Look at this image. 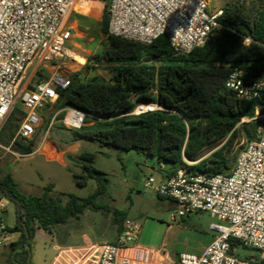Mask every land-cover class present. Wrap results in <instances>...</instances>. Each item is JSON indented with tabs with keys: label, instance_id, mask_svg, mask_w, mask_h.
<instances>
[{
	"label": "trees",
	"instance_id": "16d2710c",
	"mask_svg": "<svg viewBox=\"0 0 264 264\" xmlns=\"http://www.w3.org/2000/svg\"><path fill=\"white\" fill-rule=\"evenodd\" d=\"M99 1L104 4L98 24L103 48L90 55L84 67H103L109 78L84 79L76 72L70 75L68 86L59 89L55 110L71 107L95 117L91 123L87 118L78 129L62 132L63 143L69 146L88 139L135 151L168 166L166 177L185 167L196 173H228L233 166L234 158L229 157L233 140L239 135L253 140L257 127L264 124L263 119H253L257 101L240 100L225 87L226 78L236 68L241 70L244 83L252 82L264 70V0H225L216 19L218 27L202 46L184 55L172 51L166 35L141 44L109 34V0ZM245 38L249 43H244ZM41 76L38 72L33 83ZM139 103H155L161 110L129 115ZM22 115L19 107L10 114L0 130V144L28 155L33 152V139L11 143L18 127L15 121ZM62 116L60 112L56 117ZM223 140L207 158L191 166L185 164L184 156L196 157ZM77 164L79 171L67 168L73 181L77 185H86L89 180L96 183L95 190L85 197L68 193L65 200L53 198L52 183L38 195H25L10 173L0 177V199L20 208L17 223L7 228L19 237L6 246L5 264H31L27 240L34 237L36 228L51 233L56 225L79 220L86 210L111 215L117 233L112 243L116 242L127 214L106 203L108 178L94 166V155L81 151ZM229 244L233 249L239 241L230 238Z\"/></svg>",
	"mask_w": 264,
	"mask_h": 264
},
{
	"label": "built area",
	"instance_id": "2783aa9c",
	"mask_svg": "<svg viewBox=\"0 0 264 264\" xmlns=\"http://www.w3.org/2000/svg\"><path fill=\"white\" fill-rule=\"evenodd\" d=\"M81 0H0V130L16 107L22 116L12 142L27 143L37 131L42 112L49 110L51 126L62 112V126L69 130L86 124L94 116L67 107L55 110L59 89L69 77L59 70L33 83L38 72L55 60H71L84 65L73 42L71 14ZM210 0H109L108 32L141 44H151L166 35L172 51L184 55L202 46L218 27L221 8L209 11ZM245 38L244 43H249ZM82 59V62L80 61ZM225 87L243 101H257L253 119H263L264 70L250 83L234 69ZM20 109V108H19ZM161 110L155 103H139L129 115ZM249 121L247 119H242ZM163 200L174 203L176 217L207 213L215 221L209 224L213 237L200 254L180 253L176 264H249L264 262V124L256 137L247 141L228 173H196L178 169L160 181L152 178L144 185ZM172 220L174 217L172 216ZM4 224V206L0 202V247L11 241ZM140 226L126 219L115 243L104 242L84 247H60L51 264H142L136 239ZM256 253L255 258L239 256L229 239Z\"/></svg>",
	"mask_w": 264,
	"mask_h": 264
},
{
	"label": "rangeland",
	"instance_id": "374dc122",
	"mask_svg": "<svg viewBox=\"0 0 264 264\" xmlns=\"http://www.w3.org/2000/svg\"><path fill=\"white\" fill-rule=\"evenodd\" d=\"M223 2L225 0H210L209 11H215ZM103 7V2L99 0H81L78 11L71 14L70 20L75 29L73 42L79 48L77 54L86 58L84 65L90 55L103 48L104 39L98 28ZM84 65L67 59L55 60L43 70L41 78H47L54 70L62 71L68 77L79 72V77L84 79L92 76L109 78L107 69L95 67L87 70ZM18 106L21 110V106ZM50 114L49 110L42 112V121L31 138L35 142L31 154L20 155L9 146L0 144V177L10 173L23 194L38 195L48 183H52L54 187L50 195L53 198L62 197L65 200L68 193L79 197L87 196L96 188L94 180H89L86 185H77L73 181L72 172L67 168L79 171L77 155L81 151H88L94 155V166L108 178L106 203L125 211L128 219L137 223L140 229L143 227L142 234L146 240L165 238L167 249L178 252L182 248L185 249L192 239L199 238V226L205 227L210 221H215L207 213L190 214L179 219L176 217L174 205L159 199L151 189L144 186L149 178L154 181L163 179L169 170L168 166L161 172L156 163L141 153L106 147L88 139H80L78 144L67 146L63 143L62 132L70 130L64 128L57 117L48 128L52 115ZM224 142L225 140L204 148L196 157L184 156L185 164L191 166L207 158ZM246 142L243 135L233 140L229 155L234 158L233 163ZM48 154H55L58 158ZM186 170L189 169L186 167ZM1 203L7 212L4 224L12 226L17 223V210L20 211V208L16 209L13 202L4 198ZM36 230L34 237L28 241L27 250L31 264H48L56 253L55 246L84 247L98 241L112 243L117 237L111 215L91 210L84 211L79 220L54 226L51 233L38 228ZM237 252L246 259L256 256L253 250L242 246L237 248Z\"/></svg>",
	"mask_w": 264,
	"mask_h": 264
},
{
	"label": "crops",
	"instance_id": "0c3cea01",
	"mask_svg": "<svg viewBox=\"0 0 264 264\" xmlns=\"http://www.w3.org/2000/svg\"><path fill=\"white\" fill-rule=\"evenodd\" d=\"M75 143L78 144V141ZM147 159L156 163L159 166V170L161 169L160 170L161 172L166 167V165L158 164L156 162V160L153 158L147 157ZM57 162L60 164L59 160H57ZM61 165L64 166V164H61ZM168 168H166V169H168ZM163 178H164V176H163ZM1 200L2 199H0V202H1ZM168 202L170 205H172V206L174 205V203H172L170 201H168ZM1 204L3 205V203H1ZM198 213H201V212L190 213V214H198ZM190 214H188V215H190ZM6 218H7V212H6L5 206H4V219H6ZM183 218H185V217H183ZM183 218H181V219H183ZM211 219H213V218H211ZM212 222H214V221H210L208 223V225L205 227L199 226L198 227L199 231H197L199 234V238L192 239L191 243H189V245H187V247L185 249L182 248L178 252L176 250L167 249V247H166L167 243L165 241V238L159 239V238L155 237L151 240H146L142 234V231H143V227H142L140 229L138 236H137V239H136V243L138 244V247H139L138 249L140 251L139 261L142 264H176V262L178 260V255L180 253L200 254L213 237V232L209 229V224ZM12 226H8V227H12ZM18 237H19L18 232H11L9 239L11 242H13V241L17 240ZM102 242L103 241H98V242H94V244H99ZM58 248H60V246H55L56 250ZM5 253H6V246H1L0 247V264H5ZM54 256L51 258V260L49 261L48 264L52 263Z\"/></svg>",
	"mask_w": 264,
	"mask_h": 264
},
{
	"label": "bare ground",
	"instance_id": "6f19581e",
	"mask_svg": "<svg viewBox=\"0 0 264 264\" xmlns=\"http://www.w3.org/2000/svg\"><path fill=\"white\" fill-rule=\"evenodd\" d=\"M80 61L82 62V59H80ZM47 155V154H46ZM50 157H55L56 155L55 154H48ZM59 156V155H57ZM55 158H58V157H55ZM53 159V158H52Z\"/></svg>",
	"mask_w": 264,
	"mask_h": 264
},
{
	"label": "water",
	"instance_id": "95a60500",
	"mask_svg": "<svg viewBox=\"0 0 264 264\" xmlns=\"http://www.w3.org/2000/svg\"><path fill=\"white\" fill-rule=\"evenodd\" d=\"M27 241H29V239Z\"/></svg>",
	"mask_w": 264,
	"mask_h": 264
}]
</instances>
